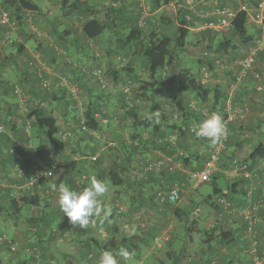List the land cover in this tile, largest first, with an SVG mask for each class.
Instances as JSON below:
<instances>
[{"label": "crops", "instance_id": "crops-1", "mask_svg": "<svg viewBox=\"0 0 264 264\" xmlns=\"http://www.w3.org/2000/svg\"><path fill=\"white\" fill-rule=\"evenodd\" d=\"M62 1H65L66 4L72 3L74 6L78 4L87 6L89 3V8L84 9L85 11L72 8L71 11L65 13L61 9ZM226 1L228 0H220V4L226 3ZM251 1L253 3L255 2V6L253 5L252 7L251 4L253 3ZM261 1L246 0L242 4H248L249 6L247 17L249 29H255L257 33L261 29L260 36H264V24L255 22L253 18L260 8ZM32 2L37 5L38 9L36 10L38 15L35 17V24L40 30V37L37 36V32L28 30L29 28L25 26L26 22L24 21L22 26H19L18 32L15 33L17 37L14 45L3 46L0 49V110L6 125V133L0 134V179L4 181L3 187L0 186V233L5 232L11 235V238L19 246L17 251L13 252L14 258H11L14 261L11 262L14 264H22L25 262L27 264L32 260L30 255L31 251L28 249L31 245L40 247L37 249L42 251L41 255H39L45 264H65V262H68V264H97L94 260H89V256L87 257L89 252L96 254L97 257L103 251L115 253L117 249L110 250L108 245L117 244L116 241L120 240H124L127 244L136 243L137 240L146 235L136 236L132 234L131 229L133 227H129L127 223L130 222V219H128L127 215L124 218L114 206V199L122 200L124 196L132 197V203H137L135 198H140L144 192H139L135 185H128V183L112 185L107 173L111 170H117L121 172L124 180H127L130 173H126L125 168L129 172L131 170L129 168L131 164L127 165V159L135 156L140 162L142 161L141 159L152 157L153 160L160 158L165 160L164 166L161 169V172H163L161 178H167L169 176L181 178L188 176L191 172H197L199 170L196 169L197 161L201 158L183 163V160L175 159L174 155L157 150L158 147H155L156 149L146 148L148 147L146 144V146L140 144L143 148L140 149L139 147L138 150L133 151L130 147V140L122 137L127 136L128 128L131 133L134 128L130 126L122 129L113 123L115 116L117 117L118 115L121 117L124 112L131 109L134 103L132 101L131 104L126 103L123 106L122 95L120 96L119 94L118 96L117 88L115 89L116 92L113 91V88L118 87L119 82L123 81L134 85L141 79L139 74L141 75L142 72L145 73L146 71L142 67L143 60L140 61L138 53L135 54L132 47L126 46L124 49L121 48L125 54V57H122V59L126 60L123 68H120L118 63L115 62L114 57L117 58L120 56H116L117 50L110 44V39L114 34L118 33V30L117 28H112L110 24L111 21L115 20L112 12H110L111 10L109 9L110 11H107L104 7V4L109 3V0H32ZM127 3L136 4L132 0ZM137 3L139 4V2ZM191 3L190 0H170L167 4H171L173 10H175L170 15L175 14L172 21L177 27L179 26V17L182 12L185 15L187 13H191L192 15V11L196 12L198 16L194 21L196 25L189 22L186 26L190 29V32L197 31L196 33H200V36H197V40H199L205 35V32L201 31L210 20L215 19V16H210L206 11L202 13L201 5L195 9L194 7L197 4ZM177 6H180V8ZM161 7H158V9ZM180 10L182 12L178 14L177 11ZM104 11H107L110 23H108L99 35L92 38L85 37L81 30L82 24L91 17L100 18ZM199 12L200 14H198ZM152 13L150 12L149 14ZM136 18L137 16L133 19V16L129 14L128 17L121 19L123 23L126 22L120 26V29L123 31L121 35L124 34L126 36L128 34ZM139 18H137V21ZM1 30H3V27H0V32ZM158 31L173 39L169 34H165L161 30V27ZM248 34H251L253 39L256 36H253L249 30ZM235 43L236 45L238 44L237 42ZM59 45L66 48L67 57L63 56V58L61 54H57L55 48L59 47ZM243 46L233 48L232 53L228 50L229 54L227 53L228 55H225L227 58H224L226 70L222 71L224 72L223 75H227L228 71L232 72L233 70L231 68L234 67L235 61L243 58L247 54L245 52L247 51L246 47L248 45ZM93 53L98 55V58H95ZM213 63V61L209 60L208 64L210 66L212 64L213 67ZM82 65L89 70L101 65V69L104 70V75L109 83V89L103 92L104 89H99L95 78H89L79 74L75 66L80 67ZM184 65L188 71L190 68L189 64L185 63ZM200 65L202 67L204 66L202 63ZM217 66L219 65L217 64ZM262 66L264 67L263 63ZM167 67L170 69L169 72L166 71V73L168 72L167 75L161 77V71L167 69ZM167 67L159 69L160 76L150 78V81L153 82L157 79L158 82L157 90L153 93L155 95V105L159 106L157 108H160L161 111L160 115H165L163 104H165V98L168 95L167 81L171 79V75H174L173 78L176 81L175 75L177 74L178 68H180V66L173 64ZM13 69L16 71L19 70L17 71L19 74L13 76L11 73ZM139 70L143 71L139 73ZM189 72H191L190 69ZM39 75L50 79L54 84L62 78L80 80L79 96H77V100L75 99L76 106L74 105L72 109L67 107L69 104L68 94L64 90H60L63 87L62 85H55L51 92H47L42 88ZM249 78L251 80L253 79L252 77ZM249 78L246 79L248 80ZM16 79L17 81L21 80L22 89L24 88L26 91L24 108L18 107L17 101L11 93V86L17 83ZM243 82L239 84L240 87H242L241 84ZM251 83L254 88L255 82L252 80ZM216 85L221 86L218 81L213 84H206V86L211 87ZM239 88L238 90H240ZM235 94L239 98L236 102L240 105L242 117L236 118L241 119L239 123L235 122L236 119L233 122H229L228 128L229 130L231 129V133L245 131L246 133H250L251 137H246L247 139H245L241 138V135L240 138L229 136L226 140L225 147L219 154L217 169L213 175L214 179L211 184L212 189L213 187L216 190L219 188L220 192L227 194V196H222L219 193L212 194L210 201L204 204L206 208L208 207V209L204 210L206 223L203 228L204 237L200 244V253L204 258L201 257L199 260L214 259L217 264H250L248 257L244 254L245 247L250 246V236L246 234V221L242 216V210L249 203L262 201L264 204V157H248L250 150L254 146L259 142L264 144V93L256 92L254 95H245V92H236ZM181 96L183 103L187 102V96L189 95L182 93ZM38 98L49 100V106L52 109L51 114L56 119V125L58 126V131L53 137L44 135L41 130L35 127L32 117L28 116L29 112L26 117L23 116L25 113L22 111H32L35 109L36 106L33 103ZM79 98L82 101L81 104L79 103ZM95 100L98 104H102L101 108L107 105L110 107V110L108 111V115H103L102 118L99 117V130L97 134L95 133V136L92 133V136L89 132L87 133L82 129L79 118L82 119L83 117L81 111L82 106L85 110L87 105L91 104L92 106ZM141 100L142 97L140 96L136 100L137 102L135 101L138 106L136 110L138 115L142 113V109L138 104ZM115 101L116 103H114ZM116 104L118 105L114 109ZM242 105L247 106L241 107ZM176 106H179L177 102ZM126 116L129 118L130 115L127 114ZM246 116L248 120H242ZM27 119L32 123L30 139L32 141L35 138L34 143L37 147L35 156L33 150L34 158L32 160L42 167L53 170V175L49 179L35 183L29 192V194L34 192L40 197L46 192L49 193L46 208L44 207V209L41 208L43 205L42 197L40 198V204H42L39 205L40 208L38 205H34L35 207H33L22 204L21 201L18 203L8 201L12 187L14 185H22L30 175V161L27 152L23 150L24 147L19 148L22 153L26 154L24 178L16 175L15 160L7 151L8 145L13 140L18 138L23 141L27 140L21 127ZM164 123L161 125L162 130L165 129ZM140 130L137 129L141 134L142 131ZM65 136L66 138L64 139L63 137ZM206 139L199 138L195 149L198 151V154L200 152L204 154V159L206 157L208 158L207 153L209 150V148H206V152H203L205 150L204 146L207 144ZM199 144H202V146ZM185 145L187 146V144ZM129 152L130 156L127 158ZM190 152L188 151L187 153ZM242 155L244 156L243 158L241 157ZM92 157H95V159L93 160ZM239 161L248 162L249 168L256 175L246 176L241 172L237 173L234 171L233 167ZM169 166H172L171 169H169ZM92 177L102 181L107 186V191L99 200L105 210H111V215L108 220L103 221L101 218L93 216L90 218L89 226L86 228H81L78 225L73 227L68 220L65 221L63 213L59 211L57 189L62 185H66L76 191H80L90 184ZM80 178L85 179L84 187L76 188L74 181L77 182ZM132 178H129L128 181L132 180ZM216 178H221L222 183L218 185ZM130 186H134V189L130 190ZM196 186L194 187L196 188ZM190 204L194 205L193 203ZM196 205H194L195 208H198ZM139 209L137 207V210ZM22 211L24 213H21ZM162 213L165 214L166 212L163 211ZM191 213L194 212L191 211ZM256 215L257 221L254 224L255 241H257L258 248L264 259V206L256 211ZM102 216L103 213H101ZM13 217L16 220L12 221ZM51 228L65 229L64 231L66 233L71 234L72 240L66 242L63 236L62 238L50 236L49 230ZM198 230L197 224L194 231ZM2 245L4 246V244ZM2 245L0 246V254L4 251L1 249L5 248ZM6 259L9 260L8 257Z\"/></svg>", "mask_w": 264, "mask_h": 264}, {"label": "trees", "instance_id": "trees-1", "mask_svg": "<svg viewBox=\"0 0 264 264\" xmlns=\"http://www.w3.org/2000/svg\"><path fill=\"white\" fill-rule=\"evenodd\" d=\"M155 1L157 4H160V3H168L170 0H155ZM61 4H62L61 9L65 13L71 11L72 8H78L79 11H83L84 9L89 8V6H88L89 3L87 4V6H85L83 4H78L77 6H74L72 3L66 4L65 1H62ZM0 6L5 8V9L12 11V14L15 16V19H16L17 24L19 26H22V24L24 22L25 10H30V11L38 10L37 5L34 4L32 2V0H0ZM156 6H159V5H156ZM218 7H219L218 9H220L223 6L221 5ZM112 9L113 8H110V10H112ZM106 10L108 11L109 8ZM107 11H104L100 18L91 17L82 24L81 30H82V33L85 37L92 38V37H95L96 35H99L101 33V31L108 25V23H110L109 15H108ZM179 12H182V11L180 10ZM190 15H191V13L190 14L187 13L186 15L184 14V12L181 13V15L179 17L180 18L179 26L177 27V35L174 38V40L172 38H170L169 36H165L162 33H158L157 31H153V30H151V31H149V33L143 35L141 28L144 27L146 22L144 21V25H140L137 21V18H136V20H134V22H133L134 25L128 31V34L124 37V39L122 38L126 45H129V47L133 48L135 54L138 53V55L140 57V61L143 60L142 61L143 70H145L148 73L150 78H156L158 75L160 76L159 69H163V68H166L167 66H169L171 64H175V60H178L175 64L176 66H180V68H178V70H177V74L175 75L176 83L178 86V91L180 94L178 97L179 99L177 101L179 106H177V107L180 109L182 115L184 116L185 121L183 122V124L180 123L179 125H177V124L173 123L172 125H170L168 122H166L165 129L162 130L161 129L162 123L155 122L151 128L150 126H151L152 118L158 117L161 119H166L165 115L154 114V112L152 111L154 109H158L157 107H159V106H157V105H155L154 106L155 108H153L151 110L149 116L139 117V115L136 112L138 106L136 105L135 101L137 99H139L140 96L142 97V100H143V98H145L144 96L146 94L148 95V94L152 93V91L154 92L155 90H157V86H158L157 79H155V81L152 82V81L146 80V79L142 80L143 78L140 79L139 86H135L134 88H130V89L128 88L126 90V92L120 93V96L122 95L121 98L123 97V100H122L123 106H125L126 103L127 104L131 103L132 101H134V103L131 106V109L124 112V114L121 117L118 115H117V117L115 116V118L113 119V123L119 126V122L122 125L123 121H127V122H129V125L127 127L131 126L134 128L132 133H131V136H130L131 137L130 138V147L133 151L138 150L139 147H140V149L143 148L142 146H140V144L146 146L145 144L147 143V144H149L148 147H151V148L158 147L157 150L163 151V152L168 153L170 155H174L175 159H177V160L181 159V160H183V163L187 162V161L191 162L193 160H196V159L198 160L201 158V161H199V160L197 161L198 164L196 166V169L201 170L204 166V163H205V160L207 159V157H206V159H204V155L198 154L197 150H194L193 152L187 153L186 145H185V144H187V142L185 140L187 139L186 137L188 136V134L194 135L190 129V124H192L190 121L197 120L198 122H200L202 114H201L200 109L198 110L196 108L191 107V105L188 102L183 103V98L181 95H182V93H185V94L189 95V97H190L192 94H195V96L197 98V102L199 104L204 103V104H202V107H206L205 102H207L208 99L211 98L212 103H213V108L217 109L221 112V104L223 102V99H225L227 97V94L225 92V88H223L222 86H218V85H216L214 87L206 86V83H204L202 81V79L201 80L197 79L191 72H189L188 68H187L188 71L186 70V68L184 67L185 63L181 64V62H180V59L182 58L180 56V52L183 51L189 45L188 40H187V36L190 32V29L186 25L189 22L192 23ZM247 17H248V14L244 10H238L236 12L234 18L232 19L231 24H230L228 29H226V30H213L209 27H206V29L204 28L201 32H205L204 34H207L206 38H208L209 35L212 36V35H215L218 33L222 34L223 32H227L229 34V38H227L226 40H223L221 42L222 52L227 53L229 47H232V48L236 47L235 41L240 43V44H248L251 40H253L252 35L248 34V30L246 27ZM133 19H135V16H133ZM210 21H215V20H210ZM262 23L264 24V20ZM110 24H111L112 28L116 29L114 21H111ZM0 27H3L2 31L7 30L6 26H0ZM215 31L217 33H215ZM116 33H117V30H116ZM16 43H19V42H16ZM12 45H14V43ZM209 46H210V44L207 46V51L205 50V52H204V55H206L204 57H207L206 62L208 60L213 61V59H215V56L210 55V53L213 50H210ZM2 47L3 46H1L0 49ZM59 49H61L62 51H60ZM55 51L57 52V54L64 53L67 56L66 48L63 50L62 48L57 47V48H55ZM262 63L264 64V51H258L257 55H256V61L253 65V68L256 71H262V79L261 80L256 79L253 76L254 75L253 72H251V71H247V72L250 75L249 77L253 78L252 79L253 82L261 83L264 86V67L262 66ZM208 66H210V65H208ZM210 67H212V64ZM239 67H240V65H239ZM75 68L77 69L79 74L84 75V76L89 77V78L90 77L95 78V82L98 85L99 89L103 90L102 86L100 85V81H101V77H105V75H104L105 72L103 69H101V65L93 67L90 70L86 69L89 72H87L85 69L81 68V66L80 67L75 66ZM167 73L165 70L161 71V77L166 76ZM42 78H45V77L39 75L40 84H41ZM252 80H251V82H252ZM69 82L71 84H74L77 86V94H78L79 90H80L81 81L78 79H73V80L69 79ZM124 82H126V81H123L120 83L122 84ZM238 85L235 87V93L236 92H242L243 93L242 87L239 88L240 85L239 86ZM14 86H15V84H12L11 93L16 98L17 96L14 92V88H15ZM41 86L47 92H51L53 90L51 88L49 89V88L43 87L42 84H41ZM62 86L63 87H61L60 90L61 91L64 90L68 94L67 96H68L69 104L67 107L69 109H71L74 107V105L76 106V103H75L76 100L73 97L74 95H72L71 90H69L67 88V86H64V85H62ZM238 88L240 90H238ZM253 89L258 93H264V90H262V91L256 90L255 85H254ZM133 90H134V92H132ZM235 93L231 97L232 101L234 103L239 99L238 95ZM38 100H39V102H41V101H44L45 99L38 98ZM114 103H116V101ZM92 104H93L92 106H91V104H88L87 107L85 108L84 112H82V116H83L82 117V119H83V125H82L83 128L82 129H84L87 133L89 132V134L92 136H93V134L91 132L93 131L94 136H95V133L97 134V131L99 130V117L102 118L103 115H108L109 112L107 110H104L103 108H101L102 104L101 105H100V103L98 104V102L96 100ZM181 104H184V105H181ZM51 110H52L51 108L49 110H47L46 108H44L43 106H41L39 104L35 107L34 110L31 111V115H30V117H32V119H33V123H34L35 127L38 130H41L44 135L49 136V137H53L58 131V126L56 125V119L51 114ZM127 114L130 115L128 119L126 116ZM77 116H78V114H77ZM225 116L226 115L223 114V120H224ZM149 117H151V118L149 119ZM195 117H197V118H195ZM29 122L31 124V130H32V123L30 120H29ZM24 123L25 122H23V124ZM228 123L229 122H227L226 127H227V130L229 131ZM23 124H22V126H23ZM141 128L146 129L147 131H151L149 133L150 137H148L146 139V142L143 139V134L142 133L140 134L137 131V129L139 130ZM168 135H169V137H168ZM152 137H154V138L151 141ZM228 138H229V136H227V139ZM215 144H217V142H215L214 145ZM123 146H124V144H123ZM213 146L209 147V149H211ZM178 148L181 149L180 153L176 152V150H178ZM128 150H129V148H128ZM128 156H130V152H129V155H127V158H128ZM207 156H208V153H207ZM248 157L249 158L264 157V144L262 142H259L256 146H254L250 150ZM127 161L131 162L132 158L127 159ZM141 163H143V162H141ZM148 164H149L148 160L145 161L144 165L147 166ZM66 167H68V166L66 165ZM141 169H143V167H141ZM161 169H162V166L159 168H155V169L152 168L150 170H146L144 174H142L141 176H137L138 178L135 179L134 177H136V176H134L133 180H129L130 182L128 181V179L130 178V175H129V178L127 180H124L123 176L121 175V172H119L117 170L116 171L111 170L107 173V175H108L110 181L112 182V185H121L124 183H128V185H135L138 188L139 192H142V193H143V191L146 192L147 185L150 186V184H151V187L153 188L152 192H151L152 195L149 196L148 200L151 201V203L153 204L155 202V196L157 194V191H160V190L166 191L174 181H179V180L184 181L185 180V176H183L181 178H175L173 176H171V177L169 176L167 178H161V175L163 174V172H161ZM125 171L127 173L128 169L125 168ZM84 178H83V183H81V184L74 181V186L76 188L84 187V184H85ZM46 179H48V178H46ZM213 179H214V176L212 177V181H213ZM42 181H44V180H42ZM0 186L3 187V183H0ZM11 191H12V189H11ZM11 191H10V194L8 196L9 197L8 201H13L14 203H16V202L18 203L19 201H21L22 204H26V205H30V206L35 207L34 205H38V206L42 205V204H40V198L42 197L44 206H42L41 208H43V209H44V207L46 208V204H47L46 202L48 200V194H49L48 192L44 193L40 197L38 194H36L34 192H33L34 194L33 193L29 194V193L23 192V190H21L20 195L22 193V196H19L17 198V196H15L14 193ZM212 191H213V194L219 193L222 196H227V194L221 193L219 188L216 190V188L213 187ZM145 196H146L145 194H142L140 196V198H137V199L135 198V201H137V203H138V204L136 203L137 204L136 207H138V208L142 207L141 205H139V203L142 205L145 203V199H146ZM211 198H212V195H208L204 199V202L205 203L209 202ZM41 203H42V201H41ZM163 204H165V203H163ZM0 208H1V206H0ZM39 208H40V206H39ZM44 215H45V213H44ZM64 218H65V221L68 220L66 216ZM185 223L188 224V219H187V222H185ZM190 229L191 228L188 227V231ZM64 230L65 229H62V228L61 229L51 228L49 230V235L54 237V238H56V237L62 238V236H63L64 241L65 240H66V242L71 241L72 240L71 234L66 233ZM5 235L7 236L6 237L7 239L3 240L2 244H4V246L9 250L13 249L12 244H14L17 248L15 250H13V252L17 251V249L19 247L17 245V243L11 238V235H9L8 233H5ZM144 237H141L139 240L145 239ZM116 243L117 244H115V243L110 244V246L108 245V248L110 250L117 249V252H118V250L120 248H125L128 250L131 245L136 246L135 243H128L127 244L124 242V240L116 241ZM35 248H40V247H38L36 245H31L28 248L31 251L30 255H31V259L33 261L32 264H35V263L38 264V262H36L38 260L37 257L32 255V252L33 253L36 252V250H34ZM184 249H185V246L180 250L181 254L184 251ZM128 251L130 253H133V251L132 252L130 250H128ZM117 252H115V253H117ZM41 253H42V251H39L40 255H41ZM89 253L87 254V257L89 256L90 259L89 258L88 259L94 260L98 264L99 258L96 256V254H93L91 252H89ZM115 253H113V254H115ZM40 255H39V259H41ZM174 255H175V252H173V253L167 252L166 258L163 260H159V263L160 264H177V262L179 260V256H176L174 258ZM258 255L260 256V258L264 264V259L261 255V252ZM172 256H173V258H172ZM11 257L9 258V261L11 260ZM116 258H117L118 262L123 261V259L120 258L119 256H117ZM170 260H171V262H170ZM42 261L43 260L41 259V261H40L41 263H39V264H45V262L44 261L42 262ZM201 261L196 260L194 262V264H201V263H203V264H217L216 260H214V259H212V260L203 259ZM129 262L130 261L128 260L126 263H123V264H129ZM249 263L253 264L251 261H249ZM22 264H26V262L22 263ZM65 264H68V262L67 263L65 262Z\"/></svg>", "mask_w": 264, "mask_h": 264}, {"label": "rangeland", "instance_id": "rangeland-1", "mask_svg": "<svg viewBox=\"0 0 264 264\" xmlns=\"http://www.w3.org/2000/svg\"><path fill=\"white\" fill-rule=\"evenodd\" d=\"M128 1L130 2L131 0H127V1L126 0L125 1L109 0V3L104 4V7L106 9L107 8H109V9L113 8L110 12H112V16L115 19L113 21H114V24L118 30V33L114 34L111 37L110 44L117 50L116 56H120L117 58L114 57L115 62L118 63V66L120 68H123L125 66V62H126V60L122 59V57H125V54L123 53L121 48L124 49V47H126V46L129 47V45H126L124 43L123 39H124L125 35L124 34L121 35V32H123V31L120 29V26L122 24L126 23V22L123 23L121 21V19L128 17L129 14L132 16H137V18H139L141 16L143 18V20L146 22L145 25H144V23L142 24V25H144V27L141 28L143 35L149 33V31H151V30L157 31L159 33L158 30L160 27H161V30H163L165 34H169L170 36H172L173 40L177 35V26L172 21L175 14L170 15L172 12H175V10H173V7L171 6V4H167V3L157 4L155 0H132L136 4L127 3ZM190 1L192 2L191 4H197V6L194 7L195 9L199 8V6L201 5L200 8H201V10H203L202 13H205V11H206V13L208 12V14L210 16H215L214 20H216L217 14L215 12H216V9L219 8L218 6L222 5L226 9L236 11L240 7V5L243 2H245L246 0H228V1H226V3H222V4H220V0H190ZM114 2H115V4H113ZM137 2H139V4ZM251 3H253V1H251ZM254 3L251 4L252 7H253V5L255 6ZM172 4L175 5L174 3H172ZM156 5H159V6H156ZM160 6H162V7L158 9V7H160ZM142 7H144V8L141 10ZM177 7L180 8V6H177ZM136 12H138V13H136ZM150 12H153V13L149 14ZM177 13L179 14L180 12L177 11ZM198 14H200V12ZM33 15H35L34 18L32 17L31 19H24V21L26 22L25 26L27 28H29L28 30H31L33 32H37L38 33L37 36L40 37V32H39L40 30L35 24V17H37L38 14L35 11V12H33ZM190 17H191L192 24L196 25V23L194 22L195 18L198 17L196 15V12L192 11V15H190ZM246 27L248 28V30L250 32H252L253 36H255V35L257 36V37L255 36V38L261 37L260 36L261 29H259L258 33H257L255 31V29H249L248 23L246 24ZM18 28H19V25L17 24L16 28L13 29V30H15V32L12 33V38H14V39H16V37H17L15 33L18 32L17 31ZM196 32L191 31V32H189V34L187 36L189 45L183 51L180 52V56L182 57L180 59L181 64H184V63L189 64V66H190L189 69L191 70V73L197 79H200V80L202 79V81L206 84H208V83L213 84V83H216L218 81V83L222 87H225L226 94H229V93L234 94L235 93V87L240 82L244 81L243 84H245V86H243V84H241V85L243 88V92H245V95L246 94L247 95H249V94L254 95L256 93V91L253 89V84L251 83V79L249 78L248 72L247 73L242 72L241 68L239 67V60H241L242 58L239 60L235 59L236 61L233 65L234 67L231 68L233 71L232 72L228 71L227 75H223L224 72H222V71L226 70V65L224 64L226 62L224 61V58H227V56H225V55H228L229 53L227 52L228 53L227 54V53L222 52L221 42L223 40H226L227 38H229V34L227 32H223L222 34L218 33V34H215L212 36L209 35L208 38H206L207 34H205L202 36L201 39L197 40V36L198 35L200 36V33H196ZM0 33H2V30ZM215 33H217V32L215 31ZM253 40H251L247 44L248 45L246 47L247 51L245 53L248 54L249 48H250ZM209 44H210L209 49L213 50L210 53V55L215 56V59H213V62H214L213 67L208 66L209 60L206 62L207 57H204V56H206V55H204V52H205V50L207 51V46ZM243 45H246V44L238 43L236 45V43H235V46L237 48H239V46L244 47ZM7 46H9V45H7ZM59 48H62L63 50L65 49V47L61 46V45H59ZM59 50L62 51L61 49H59ZM228 50H230L229 52L232 53L231 51H233V48L229 47ZM104 54H105V52H104ZM61 56L67 57L64 53H61ZM93 56L95 58L96 57L98 58V55H95V53H93ZM177 61L178 60H175V64ZM30 63H31V61H30ZM201 63H202V65H204L203 67L200 65ZM175 64H173V65H175ZM217 64L219 66H217ZM81 68H83L85 70L88 69L84 65H82ZM169 70L170 69L168 67H167V69H165V71H168V72H169ZM17 71H19V70H17ZM17 71L15 69H13V72L11 71L12 75L13 76L18 75L19 73ZM86 71L89 72L88 70H86ZM142 71L143 70H139V73ZM218 71H219V73H218ZM139 76L141 78H143L142 80H144V79L150 80V77H149L147 72H145V73L142 72L141 75L139 74ZM173 76L174 75H171V79H169L167 81L168 95H167V98H165V104H163V109H164V114L166 116V119H161L158 117L152 118L151 126H150L151 128L155 122H161V123L165 122L164 124H166V122H168L170 125H172L173 123L179 125L180 123L183 124V122L185 121L184 116L182 115L180 109L176 106V102H177V99H178L180 94L178 91L177 83L174 80ZM12 78H14V77H12ZM105 78H106V76L101 77V81H100V85L102 86V89H104L103 92H106L109 89V87H108L109 83L107 81V78L106 79ZM246 78H249V79L247 80ZM16 82L18 83L16 85L20 86V88L22 89L23 86H21L22 85L21 80L17 81V79H16ZM60 82H62V85L67 86V88L72 91V93H73L72 95H74L73 97L77 100V96H79L77 94V86L71 84L69 82V80L66 78H62V79L57 80L58 84ZM139 82H140V80L137 83H135L134 85H132L130 83H126V82L121 84L119 82L118 87L113 88V91L116 92L115 89L117 88V95L119 96L120 93L126 92V90L128 88H134L135 86H139V84H140ZM51 84L54 85L53 87L51 85V89H53L56 84H54L53 82ZM113 85H115V84H113ZM254 85L256 86L257 83H254ZM22 92H24V93L26 92L24 90V88L22 89ZM144 97L145 98H143V100L138 102L139 106L142 109V113L139 114V117L149 116L151 110L153 108H155L154 107L155 106V95H154L153 91H152V93H150L148 95L146 94ZM48 101L49 100L41 101L42 102L41 106H43L47 110H49L51 108L49 106L50 104ZM186 101L189 104L191 102H194L196 108L197 107L201 108L202 104H204L201 102H200L201 104H199L197 102V98H196L195 94H192L190 97L188 96ZM81 102L82 101L79 98V103L81 104ZM205 103H206L205 106H209V105L213 106L211 98L208 99V101ZM129 104H131V103H129ZM235 104H236V107H238L237 109H240V105L237 102ZM33 105L36 106L34 103H33ZM117 105L118 104L115 105L114 109L117 107ZM245 106H247V105H242L241 107H245ZM102 108L104 110H107V111L110 110V107H108L107 105L102 106ZM81 111L84 112L83 106H82ZM152 111L154 112V114H158V115L161 113L160 108L154 109ZM22 112L25 113L23 115L24 117L27 116L28 112H29L28 116L31 115L30 110L29 111H22ZM218 114L223 119V113L218 112ZM195 118H197V117H195ZM127 119H128V117H127ZM79 120L82 121V119H80V118H79ZM237 120H238V122H237ZM242 120H248L247 116ZM239 121H241V119H236L235 122L239 123ZM190 122L194 123V122H198V121L192 120ZM122 123L123 124L121 125L119 122V127L122 129H126V127L129 125V122H127V121H123ZM140 131H142L143 139L146 142V139L148 137H150L149 133L151 131H147L146 129H142V128ZM244 133H246V132L245 131L244 132L243 131H236L234 133H231V130H229V131L227 130L226 137L227 136H233V137L240 138V135L242 136L241 138H245V139H247L246 137H248V138L251 137L250 133H246V135H244ZM30 135H31V130H30ZM130 136H131V132L129 131V128H128L127 136L122 137V138H126V139L130 140V138H131ZM168 137H169V135H168ZM63 138L65 139L66 136ZM153 138L154 137L151 138V141L153 140ZM186 138H187V140H185V141L187 142V146H186L187 152L188 151H191V152L194 151L197 147V144H198L197 141L199 140V138L195 137L194 135H189V134ZM34 139H32L31 142H32V148L34 149V156H35L37 147L34 143ZM206 142H207V144L204 146L205 150H203L204 153L207 150L206 148H209V147L214 145V143L212 141H210L209 139H206ZM146 145L149 146V144H147V143H146ZM199 145L202 146V144H199ZM146 148H151V147H146ZM176 152L180 153L181 149L178 148V150H176ZM200 154H203V153L200 152ZM241 157L243 158L244 156L242 155ZM134 158H135V156L132 157L131 162L129 161L130 163L129 162L127 163V165L131 164L129 166V168H131V170H130V172L128 170L127 173H130V176H131V174H133L132 177H134L136 175L141 176L142 174L145 173V171H146L144 169L145 161L148 160L149 163L155 161V160H153L152 157H150V158L146 157L144 159H141L142 161H140V162L137 160V158H135V159ZM160 159H162V158H160ZM162 160H163V166H164L165 160L164 159H162ZM64 161L66 162L65 159H64ZM199 161H201V159ZM141 162H143V163H141ZM197 164H198V162H197ZM141 167H143V169H141ZM153 169H155V167H153ZM137 176L134 178L135 179L138 178ZM132 177H130V179ZM134 178H132V180ZM77 182L79 184L83 183V178L78 179ZM195 183H196V181L194 179L189 180L188 184H190V185L187 186V188H186L187 191L184 193V196L182 197V199L179 200L178 202L172 203V204H170V203H167V204L165 203L166 205L165 204H159L157 201H155L152 204L151 201L148 200L149 196L152 195L151 192H152L153 188L151 187V184H150V186L147 185L146 192L143 191L144 194L146 195L145 196L146 199H145V203L143 205L139 203V205L142 206L139 210H137L136 203H132V199H131L132 197L124 196V198H122V200H119L116 198L114 199V206L117 208L118 212H120L124 218H126V215H127L128 219H130V222H127V223L129 225V227H131V226L133 227V229H131L132 234H134L136 236H141L142 234H146L144 237L145 239L137 240L135 243L136 246L131 245L130 248L128 249L131 252L133 251V253H131L132 258L129 260L130 261L129 264H160L159 260L165 259L167 252H170V253L175 252L174 258L176 256H179V260H178L177 264H194V262L196 260H199V258L202 257V255L200 253V250H201L200 244L202 243V240L204 237L203 228L205 227V223H206L205 222L206 217H204L205 216L204 210L208 209V207L206 208V205H204L205 204L204 199L208 195L213 194L212 184H211L212 179L210 181L199 183L196 186V188L192 187ZM216 183L218 185L221 184L222 179L216 178ZM129 189L132 190V189H134V187L130 186ZM19 196H22V194L21 195L18 194L17 198ZM195 202L197 205L195 204ZM190 203H193L198 208H195V206L191 205ZM42 206H44V205H42ZM107 206H108V203H107ZM134 209H136V210H134ZM159 210L161 213L159 212ZM163 211H165L166 213L163 214L162 213ZM191 211H193L194 213H191ZM21 213H24V212L22 211ZM63 216L65 217L64 214H63ZM155 217H157V218L159 217V219L157 220V218H155ZM187 219H188V224L185 223V222H187ZM13 220H16V218L13 217L12 221ZM18 220H19V218H18ZM197 221H198V223H197ZM197 224H198V229L200 231L199 230L194 231ZM52 227H53V225H52ZM188 227L191 228L189 231H188ZM6 237L7 236L5 235V232L0 233V244L1 245H2V241L7 239ZM12 245H13V247H12L13 249H11V250L7 249L6 247L4 249H1L4 251L1 252V254H0V264H14L11 262V261H13V259H11L10 261L8 259L5 260L6 257L10 258L12 256L11 258H14L13 257V250H15L17 247L14 244H12ZM184 246H185V249L181 254L180 250ZM257 248H258V246H257ZM258 252L260 253L259 248H258ZM172 258H173V256H172ZM202 258H204V257H202ZM170 262H171V260H170ZM28 263L32 264L33 261L30 260Z\"/></svg>", "mask_w": 264, "mask_h": 264}, {"label": "built area", "instance_id": "built-area-1", "mask_svg": "<svg viewBox=\"0 0 264 264\" xmlns=\"http://www.w3.org/2000/svg\"><path fill=\"white\" fill-rule=\"evenodd\" d=\"M238 10H244L248 14L249 6L248 4H242L240 5ZM226 9L225 7H222L220 9H216L217 18L215 21H209L206 24V27H209L213 30H226L229 28L232 19L234 18L236 12L238 11ZM34 11L25 10L24 17L25 19H31L34 17L33 15ZM254 21L257 23H261L264 20V0L260 2V8L257 10V12L254 15ZM138 23L142 25L144 23V20L142 17L139 18ZM0 26H6L7 30L3 31L0 36V47L1 46H7L11 45L15 42L16 39L12 38V33L15 32L13 30L17 26V21L15 19V16L12 14V11L5 9L0 6ZM205 27V29H206ZM258 51H264V36L256 38L253 40L248 54L239 60V65L242 72L247 73V71H251L254 73V77L258 80L262 79V71H256L253 68V65L256 61V55ZM51 80L48 78H42L41 84L43 87L51 88ZM62 82L59 84L57 83L56 86H61ZM74 85V84H73ZM53 86V85H52ZM76 86V85H75ZM14 92L16 94V101L18 104V107H23L26 103V96L25 93L22 92V89L20 86L16 85L14 86ZM256 90L262 91L264 90V86L261 83H257L255 86ZM72 92V91H71ZM73 94V93H72ZM232 93L227 94V97L223 99V102L221 104V112L225 114L224 117V123L227 124V122L235 121L236 118L242 117V113L240 109H237L236 104L232 101ZM42 102H39V100H36L34 104L41 105ZM191 107L196 108L194 102L190 103ZM196 109H200L201 111V121L205 120L212 114H218L220 112L219 110H216L213 108V106H206V107H197ZM200 121V122H201ZM200 122H195L190 124V129L197 126ZM83 119L81 121V127L83 128ZM30 130H31V124L29 120L27 119L25 123L22 126V131L24 132L25 136L27 137L26 141H23L21 139H15L13 140L7 147L8 153L14 158L15 160V166H16V175L18 177L24 178L25 173V160H26V154L22 153L19 148L24 147L23 150L27 152V156L29 157L30 161V175L26 181L23 182L22 185H14L12 187V191L15 196L20 194L21 190L23 192L29 193L32 189V186L40 182L42 180H45L46 178H50L53 174V170L51 168H46L38 165L35 161L32 159L33 157V148L32 143L30 139ZM192 131V130H191ZM6 133V125L3 120V115L0 110V134ZM93 133V131L91 132ZM227 140V137H221L220 140L217 142L215 146H213L211 149L208 150V158L205 160L204 166L201 170H198L197 172H191L188 176L185 177L184 181H174L171 186L166 191H157V194L155 196V201H157L159 204L163 203H176L179 200L182 199L184 196V193L187 191L186 188L189 186V180L194 179L196 183L192 186H196L198 183L210 181L217 169V161L219 159V154L225 147V142ZM94 160L95 157H92ZM163 166V160L157 159L154 162L149 163L147 166H144L145 170H150L153 167L159 168ZM249 163L244 161L237 162L233 170L237 173L241 172L242 174L246 176H252L256 175L253 170L249 168ZM169 169H171V166H169ZM0 183L4 182L0 179ZM264 204L262 201H257L253 203H249L245 206V208L242 210V216L246 221V234L250 236V246L245 247L244 254L248 257V260L251 261L253 264H263L260 256L258 255V248H257V241H255V232H254V224L257 221V215L256 211L263 207ZM168 236V235H167ZM35 253L32 252V255L37 257L38 263H41V259H39V250L35 248ZM128 261V260H127ZM127 261L123 260L122 262H118V264L126 263Z\"/></svg>", "mask_w": 264, "mask_h": 264}, {"label": "clouds", "instance_id": "clouds-1", "mask_svg": "<svg viewBox=\"0 0 264 264\" xmlns=\"http://www.w3.org/2000/svg\"><path fill=\"white\" fill-rule=\"evenodd\" d=\"M191 130L195 137L207 138L213 143L227 135L226 124L219 114L210 115ZM106 191L107 186L95 177H92L90 184L80 191L62 185L57 189L59 211L67 217L73 227L77 225L81 228L88 227L93 216L101 218L102 221L108 220L111 210H105L99 200ZM101 213H103L102 217ZM117 256L125 261L132 258L127 249L120 248L115 254L111 251H103L99 256L98 264H118Z\"/></svg>", "mask_w": 264, "mask_h": 264}]
</instances>
